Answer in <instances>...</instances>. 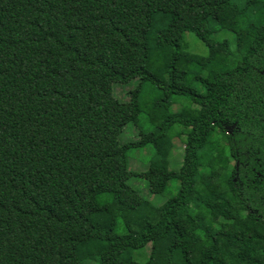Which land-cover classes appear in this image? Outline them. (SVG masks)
<instances>
[{"label":"trees","instance_id":"trees-1","mask_svg":"<svg viewBox=\"0 0 264 264\" xmlns=\"http://www.w3.org/2000/svg\"><path fill=\"white\" fill-rule=\"evenodd\" d=\"M0 264H264V0H0Z\"/></svg>","mask_w":264,"mask_h":264},{"label":"rangeland","instance_id":"rangeland-1","mask_svg":"<svg viewBox=\"0 0 264 264\" xmlns=\"http://www.w3.org/2000/svg\"><path fill=\"white\" fill-rule=\"evenodd\" d=\"M225 38L227 37L231 42L232 45H234V41H233V36L229 33H226ZM184 46L186 49L197 52L199 54H206L207 53V47L206 45L201 42L200 40H198L193 34L191 33H187L185 34L184 37ZM157 90L154 89L152 86H149L146 90H145V94L143 97V107L144 109L147 108L146 104L150 102H152L153 100H155L158 97L157 94ZM175 104H174V110H179L184 106L189 105V100L187 98H182V97H175L174 99ZM147 104V105H149ZM192 116H195V114L193 112L190 113ZM145 116H142V124L144 129L150 130V124L149 122H147L146 118H144ZM134 132H135V128L132 126H129L125 133H124V140L126 139H132L134 137ZM184 145L181 143V141L179 139H177L175 141V147L172 150L169 160H170V168L172 169H177L180 165V163L182 162V158H183V147ZM155 150L153 148V146H148L146 148L143 149H136V150H132L129 152L128 154V163H129V169L131 171H136V172H143L146 171L149 167V165L153 162L154 158H155ZM162 157V163L163 161ZM130 185L132 187H134L136 190H138L144 197L152 200L154 203L156 204H163L165 203L173 194H175L176 192V187L178 186L176 182H171V186L170 188L163 194L160 196H154L152 194L149 193L147 185L148 183L146 182V180H144L143 178L140 177H134L130 180ZM150 253V248H147L142 250V251H137L135 252V256L137 259L141 260L142 262H144L147 257L149 256ZM144 254L143 258H139V255Z\"/></svg>","mask_w":264,"mask_h":264}]
</instances>
